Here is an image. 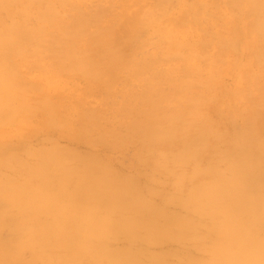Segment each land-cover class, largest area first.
Wrapping results in <instances>:
<instances>
[{
	"label": "bare ground",
	"instance_id": "bare-ground-1",
	"mask_svg": "<svg viewBox=\"0 0 264 264\" xmlns=\"http://www.w3.org/2000/svg\"><path fill=\"white\" fill-rule=\"evenodd\" d=\"M185 1L0 0V264H264V0Z\"/></svg>",
	"mask_w": 264,
	"mask_h": 264
},
{
	"label": "rangeland",
	"instance_id": "rangeland-1",
	"mask_svg": "<svg viewBox=\"0 0 264 264\" xmlns=\"http://www.w3.org/2000/svg\"><path fill=\"white\" fill-rule=\"evenodd\" d=\"M83 1V3H85V1H86V3L84 4V6H86L87 7V9H85V10H83L84 11V15L86 14V13H88V15L90 16V15H94V11H95V14L96 13H98V15H100V18H101V16H102V19L104 20V19H106V21L105 22H102V23H100L101 21H103L102 19L101 20H99V16H95L96 18V20L94 19V20H92V18H94V16L91 18V20L89 19V16H88V19L90 20V24H92V23H94V24H96L97 25V27H100V24H102L101 25V27L103 28V26H105V25H107V24H113V21H111V19L113 20V17H111V16H113V15H115L116 13L118 14H116V16H117V18L119 17V18H121L122 20H124V18H126V17H129V16H131L133 13H134V11L136 10V8L135 7H133V8H131L129 11H124L123 10V4H122V0H116L115 2H111V0H82ZM109 1V2H108ZM185 1V0H184ZM195 0H187V1H185V2H188L187 4H191V3H193ZM110 3H114L115 4V6H111L110 5ZM86 4H88V5H86ZM85 7V8H86ZM99 8V9H98ZM215 7H212L211 9L212 10H214V12H213V16H214V14H216L215 16H214V18L217 16V14H219L222 10L220 9V11H219V9H217L216 10V8L214 9ZM84 9V8H83ZM92 12L93 14H89V12ZM97 11V12H96ZM105 12V13H104ZM217 12V13H216ZM103 13V14H102ZM105 14H106V16H105ZM110 16H108V15ZM113 14V15H112ZM97 15V14H96ZM86 16V15H85ZM116 16H114V18L116 17ZM105 17V18H104ZM107 17V18H106ZM97 18H98V20L100 21H98L97 20ZM116 18V19H117ZM116 19H114L115 21H117ZM108 20H110V21H108ZM91 21H92V23H91ZM108 21V22H107ZM106 23V24H105ZM94 24H92V27H93V25ZM122 25H120L117 29H119L120 28V30L123 28V27H121ZM97 27L95 28V27H93L95 30L97 29ZM100 27V28H101ZM98 30V29H97ZM101 29H99L98 31H100ZM138 39V38H137ZM140 40V39H139ZM153 40L155 41L156 40V38H153ZM158 40V39H157ZM150 42L151 44H156V43H158L159 41H156V42ZM242 41V43H239V46H238V53L240 54V56H239V59H240V61H238V63H237V67H235V68H233V69H231V70H229L228 72H226L223 76H222V78H221V82L227 87H229V88H233L234 87V85L236 84V82H237V79H238V76L240 75V73H241V64L243 65L244 63H243V61L242 60H245V58H246V51H245V45H247V41L246 40H244V39H240V42ZM245 42V44H244V42ZM133 42H135V43H137L138 41L136 40V41H133ZM150 43H147L146 44V46H148V44L149 45H151ZM153 45L154 47L156 46V45ZM243 44V45H242ZM153 46H148V48L146 47V49L147 50H149V51H144L145 53L146 52H148V53H150L151 51L153 52V49H154V47ZM245 46V47H244ZM145 47V46H144ZM143 47V48H144ZM241 47H242V49H241ZM129 48V47H128ZM153 48V49H152ZM156 48V47H155ZM129 49H131V48H129ZM152 49V50H151ZM145 50V49H144ZM155 50V49H154ZM245 51V52H244ZM242 52H243V54H242ZM245 53V54H244ZM245 56V57H244ZM123 82V80H120V82H118L119 83V87H121L120 85H122V82ZM59 82V81H58ZM60 83V82H59ZM55 85V84H54ZM227 87V88H228ZM54 95H56V94H54ZM116 96H114V97H112V99H111V97L109 98L110 100H108V104H110V105H112L113 106V102H112V100H115V99H119V97H116ZM113 98H115V99H113ZM53 101L56 103V104H58L60 101V103H62V100L60 99L59 100V97L57 96L56 97V99H55V96H53ZM67 99H68V102L66 101L65 103V105L68 107V109H69V107L71 106L70 104H72V102L70 101V98H68L67 97ZM66 99V100H67ZM59 100V101H58ZM110 101H111V103H110ZM109 105V106H110ZM111 107V106H110ZM116 114L117 113H115V116H116ZM220 114V113H219ZM223 114V112H221V115ZM118 116V118L119 117H121V114L119 113V115H117ZM116 116V117H117ZM75 123V122H74ZM239 124V123H238ZM74 126H75V124H74ZM240 126H242L241 124H239V126L237 127L238 129H239V127ZM73 130H75L74 128H73ZM46 132H48V133H46ZM49 132H50V134H49ZM45 133V134H44ZM44 133L42 134H40L38 137H36V138H38V139H36L35 137H33V138H35V139H30L29 140V145H32V146H37L36 145V143H37V140H38V144L40 143L39 141H40V139H42L41 138V136L43 137L44 136V140H48V138L50 137V139L49 140H52V138H54V139H56V140H54L57 144H59L60 146H63L64 148H73V149H76V150H79V151H82V152H94V150L96 149V151H97V149L99 150V148H100V151H102V152H94V153H96V154H104L103 153V151L105 152V153H107V151H108V149L106 148V147H100V146H98V148H97V146H93L92 144H90V143H84V140L83 139H81L82 141H80V139H78V140H76L78 137L75 135V132L74 131H72V128H71V130H70V132H68V133H64L63 131H57V132H53V131H44ZM52 133V134H51ZM57 133H60L59 135L57 134ZM74 133V134H73ZM46 134H49V135H46ZM54 134V135H53ZM60 136V137H58V136ZM62 135V136H61ZM74 135V136H73ZM45 136H47L48 138L46 139V137ZM56 136H57V138H56ZM76 136V137H75ZM73 137H75V139L73 138ZM43 141V139L41 140V142ZM53 141V140H52ZM34 144H32V143ZM25 144H27V141H25L22 145H20V146H24ZM71 148V149H72ZM105 148V149H104ZM136 147H128V148H126L125 150H124V152H118V151H116V152H114V155H113V157H114V163L115 164H117L118 166H116L117 168L119 167V169H121L122 167V171H124V172H126V173H134L135 171H137L136 170V168H137V165H136V163H138V161H137V158H136V154H137V148L135 149ZM23 149V148H22ZM103 149V150H102ZM107 150V151H106ZM119 153H121V155H119L118 156V154ZM123 153V154H122ZM116 154V155H115ZM131 160V163L129 162ZM122 165H121V164ZM133 163V164H132ZM119 164H120V166H119ZM129 165V166H128ZM122 166V167H121ZM126 167H127V170H126ZM128 167H131V171L128 169ZM133 167H135V169H133ZM140 168V167H139ZM143 170H141L143 173H147L148 171H149V169H147V168H142ZM5 235H8V233H5ZM156 250H162V249H164V247H156L155 248Z\"/></svg>",
	"mask_w": 264,
	"mask_h": 264
}]
</instances>
